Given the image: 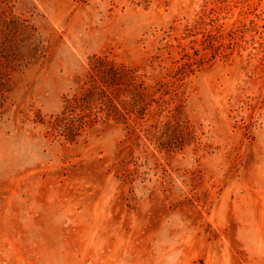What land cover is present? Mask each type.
<instances>
[{
    "label": "rangeland",
    "instance_id": "1",
    "mask_svg": "<svg viewBox=\"0 0 264 264\" xmlns=\"http://www.w3.org/2000/svg\"><path fill=\"white\" fill-rule=\"evenodd\" d=\"M10 5L44 52L0 102V264H264V0ZM94 54L168 81L197 140L47 133Z\"/></svg>",
    "mask_w": 264,
    "mask_h": 264
},
{
    "label": "trees",
    "instance_id": "2",
    "mask_svg": "<svg viewBox=\"0 0 264 264\" xmlns=\"http://www.w3.org/2000/svg\"><path fill=\"white\" fill-rule=\"evenodd\" d=\"M10 1L0 0L1 103L9 91L11 72L39 63L44 52V40L37 28L29 19L15 15ZM87 64L83 84L64 95L60 111L44 124L51 136L74 143L97 129L118 127L135 139L143 133L160 152L187 144V138L197 140L182 112L181 99L175 90L170 93L168 81L147 82L141 68L118 62L107 54H94L88 57ZM166 95L169 97L165 98ZM163 112L168 113L163 123L147 124Z\"/></svg>",
    "mask_w": 264,
    "mask_h": 264
}]
</instances>
